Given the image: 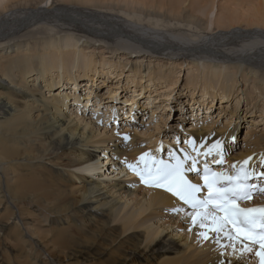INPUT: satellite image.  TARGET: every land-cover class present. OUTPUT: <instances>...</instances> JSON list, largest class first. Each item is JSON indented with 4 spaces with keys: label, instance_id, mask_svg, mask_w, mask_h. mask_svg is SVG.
<instances>
[{
    "label": "bare ground",
    "instance_id": "bare-ground-1",
    "mask_svg": "<svg viewBox=\"0 0 264 264\" xmlns=\"http://www.w3.org/2000/svg\"><path fill=\"white\" fill-rule=\"evenodd\" d=\"M107 1L66 0L65 5L58 6L53 0H0V264H87V256L81 255L84 247H97L106 242L111 245L107 257L115 259L111 264H120L122 258L125 264H220L221 261L259 264V258L250 253H245L241 260L239 246L235 254L231 248H223L228 243L225 239L220 243L204 241L199 235L201 230L192 227L184 212L176 211L188 209L167 193L141 187L139 176L126 168L125 161L135 163L142 154L152 150L160 149L165 155L164 148L169 143L154 147L152 143L156 139H152L149 144L153 146H145L141 136L146 134L133 129L129 134L128 126L122 133L116 132V128L108 131V127L101 128V123L86 117L85 107L74 104L83 99L76 93L78 88L90 86L91 89L101 74H115L117 83L126 78V84L135 85L128 87L134 88L133 92L130 90L133 98L125 94L128 105L133 103L131 106L135 108L139 97L146 98L150 101V118L164 119L158 109L171 99L175 90H170L178 84V79L170 83L163 67L170 64L179 69L189 61L187 67L195 68L186 77L193 104L201 99L198 98L201 92L205 100L211 96L222 101L221 107L225 103L233 107L234 95L239 90L233 86L239 81L229 76L237 75L242 64L245 68L240 79L264 84V69H259L264 67V0L256 15L246 19L249 28L235 30L241 17L237 12H227L215 22L224 31L212 36L205 32L208 22L200 20L195 13H185L183 4L191 0H134L143 8L164 11V16L101 6ZM75 17L80 20L63 23ZM97 46L105 48L99 51V61L94 54L86 53V50L96 53ZM226 47L232 48L226 50ZM187 49L213 51L222 58L233 53L241 60L238 66L223 63L225 71L214 69L216 63L209 62L203 71L202 64L191 60L197 56L186 54ZM183 55L187 61L176 64ZM155 60L159 63L157 66L152 65ZM257 61L262 62L260 66L251 65ZM146 66L150 71L148 76L143 75ZM129 72L131 76L127 75ZM210 75L216 81H229L218 91H208L212 83L202 80ZM129 76L132 80L127 83ZM158 77L166 86L152 96L151 89L143 84L153 87L152 82ZM70 83L74 86L68 90ZM160 93L166 94L163 97ZM107 94L116 98L112 91ZM246 94L248 109L256 96L253 91ZM161 96L163 101H158ZM96 103L99 107L102 100ZM214 103L211 100L210 108L206 104L202 106L206 117L212 114ZM166 105L169 110V104ZM255 107L246 112L253 114ZM108 109L117 111L114 104L107 106ZM237 111L231 114L240 122ZM93 114L102 120V116L109 115L107 112L101 115L95 109ZM196 114L197 123L188 129L185 150L191 139L197 141V146L201 140L206 141L205 148L221 139L227 148L228 161L252 157L253 162H259L261 153L264 154L260 150L264 134L258 139L255 126H264V111L253 121L259 120L257 125L252 123L248 128L245 148L238 155L230 153L227 143L238 139L239 122L233 127L226 123L215 131L213 114L208 117L209 122H199V112ZM125 134L130 135L129 142L123 139ZM28 220L36 224L35 230ZM41 229H45L44 238L39 235Z\"/></svg>",
    "mask_w": 264,
    "mask_h": 264
},
{
    "label": "rangeland",
    "instance_id": "rangeland-1",
    "mask_svg": "<svg viewBox=\"0 0 264 264\" xmlns=\"http://www.w3.org/2000/svg\"><path fill=\"white\" fill-rule=\"evenodd\" d=\"M53 1H55V3L57 2L58 6H62V5L66 4V0H53ZM202 1H204V2H202ZM262 1L263 0H191L190 3H189V1L184 3L183 8L185 9V13H193V14L195 13V15L200 20H203L205 23L208 22V29H206L205 32L209 36H212V35H217L218 33L224 31V29H222V28H217L215 22H216L217 18L220 17V15L226 14L227 12H229V13L237 12V15H239L241 17L239 23H237L235 25V27H236L235 30L240 31V30H245V29L249 28L245 24L246 19L247 18H253L256 15V10L261 9V8H259V6H260L259 4ZM51 2H52V0H51ZM104 3H102L101 6H104V7H106V6L111 7L112 6L113 8H115L117 10L125 9L126 11H129V12H132L133 10H141L147 14H149V13L150 14H157L160 16L166 15L164 11L161 12L158 10V8H150V7L143 8L142 5L136 3L134 0H108L107 2H104ZM22 5L25 6V4H22ZM43 6H44L43 7L44 10H46V8H47L46 5H43ZM186 6H188V8ZM89 8H93V6L89 5ZM90 10H92V9H90ZM192 11H194V12H192ZM155 12H157V13H155ZM79 20H80V18L77 19V17H75L74 20H71L69 22L66 20H63V23H67V24H69L70 22L75 23V22H78ZM60 25L63 27L62 23ZM61 26H60V29H62ZM253 28L255 29V28H257V26H254ZM38 33H36L33 36V38L36 39V36ZM31 35H33V34H31ZM243 40H245V39H243ZM235 43H237V42L235 41ZM81 44H82V42L79 44V47ZM96 48H99V49H95L97 54L93 53V52L89 53L91 50H86V53L88 55L94 54L93 55V56H95L94 58H97V61H99L101 59L100 58L101 53L99 51H100V49L105 50V48L104 47L101 48V46H97ZM230 48H232V47H226L225 49L229 50ZM95 50L93 49V51H95ZM189 50H191V49H187L185 53L186 54L190 53L192 55L197 56L196 58L191 57V60L195 59L196 63L202 64L200 68L203 71L207 70L206 68H208V67H206V65H208L209 62H212V64L216 63V65L219 63L218 65H220L222 67L219 68L218 66L214 65V69H216V70L223 69L225 71L226 69H225V65L223 63H234V64H236V66H238V64L240 63V60H241V59H238L237 55H235V54L233 55V53H229L230 55H227L224 58H222V56H218L213 51L211 52L208 50H196V51L192 50V52H191ZM124 52L128 53L127 50H125ZM80 55L81 56H79V58H78V56L76 57V60L77 59L80 60L84 56V53L80 54ZM207 55H208V57H207ZM138 56H140V55H138ZM217 56L219 58H217ZM227 58H230V59H227ZM152 60H154V58ZM185 60H186V57H184V55H183V58L176 60V64L177 63L178 64L183 63V61H185ZM117 61H119V58L117 59ZM135 61H136V59H135ZM188 62L189 61L184 62V65L179 67V69H177L176 65L170 66V64L163 67V72L167 71V73H168L166 75L168 78H170L169 79L170 83H172L178 79L177 80L178 84L170 90V91L175 90L173 96L171 97V99L168 102H166L161 108L158 109V112H161V113H159V115L163 116L164 119H159V118L158 119L157 118L151 119L150 118V116L152 114L151 109L148 106L150 101L147 100L146 98L142 99L139 97L137 99V101H139V102L137 103L138 104L137 107H135L136 109L133 108L134 105L131 106L133 103H131V105H128L126 103V101H127L126 97L130 96L133 98V93H131V92L134 91V88L131 89L128 87H134L135 85L132 83H130L129 85L126 84V78L124 81L121 80L119 83H117V79H116L115 74H113V75L101 74L100 78H98V75H97L96 77L98 78V82L95 86L92 85L91 89H90V86L78 88L76 93H78V95H80V97H81V98L79 97L80 99H82V98L83 99L78 104H74V106L75 107L79 106V107H83V108L85 107L86 113H84V114L86 115V117L89 118L90 120L92 119L93 122L97 121V124L101 123L102 124V125H100L101 128L102 127H105V128L108 127V131H110V128L112 131L114 128H116V129H114L116 132L118 131V132L122 133L123 131L126 130V128L128 126V127H130V130H131V131L127 132L129 134H132V129L137 130L138 132L140 131V134H142V132H143L146 135L141 136V138L144 141L145 146L149 145L151 147L153 146L152 144H154L155 145L154 147H156L159 143H164V145H166L168 143L170 145H175L176 144L175 142L177 139H180V142H179L180 146H185L184 145L186 143L185 138L189 134L188 129L190 128V125H192L194 122L197 123L195 121V119H196V115H197L196 113H198V112H199L198 116H200V117H198L199 122H202L204 120L206 122H209L210 120H208V117H210L213 114V118H211V120L214 121L213 130L218 131V129L224 127L226 125V123H229L231 127H233L234 125H237V123L239 121L237 120L236 117H232V114H234V112H236L238 110L237 113H238V115H240V118L242 120L239 122L240 134L238 136V139H236L234 141L232 140L231 142L229 141V144L227 143V147L230 150V153L238 155L239 154L238 152H241L242 149L244 150V148H245L244 138H245L247 132L249 131L248 128L250 126H252V123H253V125H254V123H255V125H257L259 120H257V122L256 121L253 122V121L258 119L260 117V115L262 114V112L264 111V108H263L264 107V84L263 85H261L259 83L254 84L253 80H249V82L247 83V82L243 81L242 78L240 79L241 70L243 68H245L244 64H242V67L239 69L237 75L234 73L233 74L231 73L229 76L230 78H232V80H238L239 81V83L237 85L233 86L234 90H236L239 87L238 92L234 95V98H236V99L233 102V107L231 106V104H226V103H225V105H223L225 108L221 107L220 104L222 101L218 100L217 98L211 97V96H210L211 99H209L207 97L205 100L202 98V96H200L201 92L198 95V98H201V99L198 100L196 104H193L194 102H192L191 95L189 92L190 89H188V87L186 85V77L188 75V72L194 71L195 68L192 69L191 68L192 65L187 67ZM257 62L258 63L252 62L251 65L255 64L257 66H260L261 65L260 63H262L259 61H257ZM162 63L163 62H161V64ZM263 63H264V60H263ZM143 64L148 65V62L147 63L143 62ZM154 64H155V66H157L159 63L157 62V60H155V62H153L152 65H154ZM203 64H205V65H203ZM254 67H256V66H254ZM145 68H146V71L143 72V75L148 76L150 71L148 70L147 66ZM76 69L77 68L75 67L74 72H76ZM169 69H172V71L170 72ZM259 69H264V67L259 68ZM260 73H261V70H260ZM128 74L131 76L130 72L127 73V75ZM259 75L261 76V74H259ZM130 76L127 79V83H128V81L132 80V78H130ZM174 76L176 78H174ZM210 77H211V75L208 76V78L206 77L202 80L203 83L207 80L208 81L210 80L209 83H212L211 88H210V86L207 87L208 91H214V90L218 91L220 89L221 85L226 86L227 81H229L227 79H226V81L225 80H223V81L217 80L216 81L215 78L211 79ZM84 79L85 78H83V80ZM145 79L147 80L148 78H145ZM157 79H158V81H157ZM57 80H58V77H57ZM84 81L86 82V81H88V79L86 78ZM160 81L161 80L158 77L155 79L154 82H152V83H155V85L153 87L147 86V83L143 84V87H145V88L148 87L149 89H151V94L153 96L154 93L158 92L156 90H159L160 88H162V86H166L165 84H161L163 82V80L161 82ZM159 83H160V85H159ZM70 84H71V87L69 85L68 90H71V88H73L72 86H74V85H72V83H70ZM227 86H229V82H228ZM114 87H119V88H114ZM138 89L140 91H142V88L138 87L137 90ZM130 90H131V92H130ZM108 91H112L113 96H115L116 98L112 99L111 97H109V95L107 94ZM252 91L255 92L256 97L254 96L255 100L251 103L250 106H248L249 107L248 109L249 110L252 109L253 107H255V105H256V107L253 110V114H251V113L248 114L246 112L248 110L246 107V105L248 103L245 101L244 98L245 97L249 98L248 94H246V93H249ZM90 93H91V95L89 96ZM128 93H129V95H128ZM139 93H141V92H139ZM125 94L127 96H125ZM149 94H150V90L146 94V97H148ZM164 94H166V93H160V95H162L163 97H164ZM156 95H158V94H156ZM236 95L237 96L239 95V97H236ZM162 96H161V99H159L158 101H163ZM195 97H197V96H195ZM115 99H116V101H114ZM99 100H102V104L99 105V107H98L96 102ZM211 100L215 101V103H214L215 106L212 105L213 108H212V110L210 109L211 110L210 112H212V114L211 115L207 114L208 117H206V110L204 109L205 107H202V106L204 104H206V106L209 105L211 103ZM70 101L71 100H69V103H70ZM72 102H71V104H72ZM238 102H239L240 106H237ZM113 104L116 106V110H117L114 113L112 111H109V109L107 110V106H110ZM166 104H169L168 105V106H170L169 110H167L165 108L167 106ZM258 105H259V108H258ZM193 106H194V108H193ZM156 107H158V106H156ZM242 107H243V111H242ZM208 108H210V105ZM94 109L96 111H99V113L101 115H103V113L105 114L106 112L109 115H107L106 117L102 116L103 120L99 119L93 114ZM98 109H101V110H98ZM145 109H147V110H145ZM193 110H196L195 111L196 113L193 112ZM198 110H200V111H198ZM126 112L128 115H126ZM220 112L222 113V115H219ZM231 112H233V113L231 114ZM247 114H248V116H247ZM159 115L157 117H159ZM134 118L137 120L138 126H133L131 128V126L134 124V122L132 120L130 121V119H134ZM183 118H187V119L183 120ZM260 119H262V118H260ZM104 120H106V121H104ZM179 123H180V126H179ZM183 123H184V125L181 126V124H183ZM255 129H257L256 130L257 133L259 132L257 137L259 136L258 139H260L262 137V134H264V126L258 127V125H257V126H255ZM261 129H263V130H261ZM247 138H250V135H248ZM152 139H156V143L149 144V142H152L151 141ZM129 141H130V139L127 140L126 142H129ZM247 143H250V142H247ZM260 145H261L260 150L261 151L263 150V153H264V139H263V137L260 140ZM248 146L252 147L253 144H248ZM235 147H237L236 150H235ZM231 151H234V152H231ZM28 221L31 224V228L33 227V230H35L37 228L36 224H34V222H32L31 220H28ZM44 231H45V229H41V231L39 232V235L42 238L45 237L43 234ZM48 238H49V236L47 237V239ZM42 240H43V242H45L44 239H42ZM110 249H111V245L106 242V243H102L100 246H97V247H92V248L84 247L81 255L85 254L87 256V260H86L87 264H89V263L90 264H92V263L111 264L112 261H114L115 259L112 260V258L107 257V255L110 252L109 251ZM117 259H119V258H117ZM148 261L154 263V261L151 259H149ZM120 264H125L123 258L121 259ZM137 264H146V263L140 262Z\"/></svg>",
    "mask_w": 264,
    "mask_h": 264
},
{
    "label": "snow or ice",
    "instance_id": "snow-or-ice-1",
    "mask_svg": "<svg viewBox=\"0 0 264 264\" xmlns=\"http://www.w3.org/2000/svg\"><path fill=\"white\" fill-rule=\"evenodd\" d=\"M123 139L127 141L130 136L125 134ZM187 143L191 152L179 149L183 158L175 151L169 153V161L144 153L137 162L125 163L144 184L164 189L182 201L190 211L184 208L176 211L184 212L192 227L201 230L199 235L204 241L220 243L225 239L228 243L222 247L231 248L235 254L239 246L241 260L245 253H250L259 258V264H264V206L241 207L239 203L251 200L257 194L264 195V170H258L250 163L253 158L248 157L238 162L239 166L233 164L231 173L217 172L210 166L208 158L212 157L218 165L225 163L228 152L223 140H215L206 148L204 140L199 146L195 139ZM201 148L205 150L201 151ZM199 157L204 158L202 169L197 166ZM259 164L264 166V154H261ZM189 172L200 175L203 184L193 183L187 176ZM205 190L206 195L201 197Z\"/></svg>",
    "mask_w": 264,
    "mask_h": 264
}]
</instances>
